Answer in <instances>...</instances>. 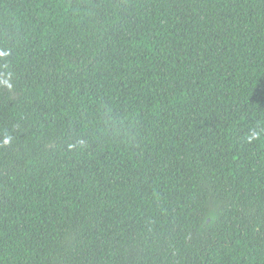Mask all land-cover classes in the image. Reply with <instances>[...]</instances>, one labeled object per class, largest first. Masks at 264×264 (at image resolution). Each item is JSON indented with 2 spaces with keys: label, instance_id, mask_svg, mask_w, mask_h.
I'll return each mask as SVG.
<instances>
[{
  "label": "trees",
  "instance_id": "obj_1",
  "mask_svg": "<svg viewBox=\"0 0 264 264\" xmlns=\"http://www.w3.org/2000/svg\"><path fill=\"white\" fill-rule=\"evenodd\" d=\"M0 264H264V0H0Z\"/></svg>",
  "mask_w": 264,
  "mask_h": 264
},
{
  "label": "clouds",
  "instance_id": "obj_2",
  "mask_svg": "<svg viewBox=\"0 0 264 264\" xmlns=\"http://www.w3.org/2000/svg\"><path fill=\"white\" fill-rule=\"evenodd\" d=\"M254 138H256V134H255V133L253 134V136L249 137V141H251V139H254ZM4 143H5V144H8L9 141L6 139V140L4 141Z\"/></svg>",
  "mask_w": 264,
  "mask_h": 264
}]
</instances>
